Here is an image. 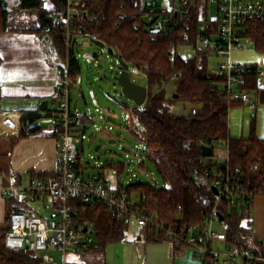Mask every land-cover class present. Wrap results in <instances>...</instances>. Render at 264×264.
<instances>
[{"label": "trees", "instance_id": "trees-1", "mask_svg": "<svg viewBox=\"0 0 264 264\" xmlns=\"http://www.w3.org/2000/svg\"><path fill=\"white\" fill-rule=\"evenodd\" d=\"M47 1L19 0V14L15 17L7 0H0V40L10 34L41 37L46 28L52 27V53L61 80L65 77L66 42L63 28L51 25L49 19L61 16L59 10L66 6L67 0H49V7L46 6ZM74 7L82 12L80 18H74L77 27L109 47L117 48L122 61L144 69L147 77V102L145 106L135 108L147 129V135L145 140H137L142 143L147 159L155 165L166 187L135 180L128 186L120 185L117 190L126 192L146 213L157 216L167 227H203L206 216L217 202V195L212 188L214 175L225 170L226 161L215 154L212 158H205L202 148L209 146L214 149L222 144L227 147L230 166L241 169L240 177L246 189L255 197H264V139L257 137L255 126L247 138L231 136L230 112L243 103L225 99L222 81L210 74L212 55L209 51L197 48L194 40L191 44L185 43L182 30L161 34L150 29L142 20L132 22V17L140 11L136 0H79ZM22 13L30 14L33 19L25 24L34 25V29L24 26V20H20ZM120 15H125V18L119 19ZM195 23H199V20L196 19ZM252 29L255 49L264 53V21L257 22ZM184 45L194 49L192 58L183 59L179 55L178 50ZM3 63L0 54V98ZM235 70L245 79L244 89L257 95L264 104V88L259 87L257 66L237 65ZM81 71L80 62L73 52L70 57V76L75 84ZM171 81L175 83L176 91L174 97L169 99L164 85ZM61 88L59 84L60 93ZM177 101L190 105L192 110L197 109V114H173L171 104ZM42 118L41 114L22 117L20 138L41 131L43 127L37 122ZM62 133L63 130L57 127L52 136L60 141ZM78 166L85 174L81 157ZM110 170H117L118 175H121L126 165L107 161L98 173L105 178ZM254 208L255 198L248 201L241 198L235 207L225 202L219 205L218 212L229 244L250 246L249 229L254 224ZM10 212L7 223L0 226V264H41V257L37 253L27 249L6 248ZM76 218L81 228L94 225L95 242L88 251L101 253H106L109 245L122 242L132 224L129 217L116 216L99 202L80 203ZM140 237L147 244L168 241L162 233L150 228H141ZM174 249L180 251L184 248L174 246Z\"/></svg>", "mask_w": 264, "mask_h": 264}, {"label": "built area", "instance_id": "built-area-1", "mask_svg": "<svg viewBox=\"0 0 264 264\" xmlns=\"http://www.w3.org/2000/svg\"><path fill=\"white\" fill-rule=\"evenodd\" d=\"M79 0H67L60 17L52 18L51 25L63 28L67 58L65 77L61 83V101L58 111L45 114L51 118L48 127L63 130L59 147V167L55 174L47 177H35L27 186L4 188L5 195L18 194L23 203L29 200L43 202L47 216H32L25 211L14 209L9 214L10 230L5 236V246L10 250L26 249L41 257V264H67L68 253L88 251L95 242L94 225L81 228L77 225V214L81 204L99 202L105 204L116 216H127L141 228H150L162 233L174 246L192 250L199 264H264V236H259L256 228L249 229L251 237L249 247H239L228 243L227 233L222 227V217L218 212L222 202L235 207L241 198L256 200L257 197L246 189L241 180V169L230 166L229 156H225L226 167L214 175L212 188L218 190L217 202L212 212L206 216L203 227H167L157 216H152L140 204L128 197L126 192H119L112 183L99 173L84 174L78 166L82 152L78 148L89 123H96L92 113H82L73 109L71 89L74 80L70 76V57L75 53L74 46L79 38L96 39L82 28L76 26L74 18H80L82 12L74 7ZM140 11L132 17V22L142 20L149 28L158 33H170L182 30L183 41L191 44L194 40L197 48L209 51L225 62L210 64V74L222 81L226 100L248 105L253 117L257 102L253 94L244 89L245 79L236 73L232 61L235 49H244L245 42L255 47L252 26L264 21V0H136ZM217 13L214 15V13ZM125 18L120 15L119 19ZM198 19L199 23H195ZM52 27L46 28L40 37L44 51L52 53ZM100 41V40H99ZM104 43V42H103ZM105 47H109L104 43ZM119 66V51L111 48ZM129 65V64H128ZM133 67L135 72L144 69ZM131 76V75H130ZM257 77L264 81V70L257 67ZM131 109V108H130ZM129 130L139 140H145L147 129L140 121L137 112L131 109ZM1 112V109H0ZM197 109L192 110L196 115ZM43 115V113L41 114ZM222 145V144H220ZM217 147V146H216ZM82 166L90 168L82 158ZM264 198V197H263ZM145 199V197H143ZM86 229V231H85ZM255 239V240H254ZM55 249L64 255V262L58 263L46 252Z\"/></svg>", "mask_w": 264, "mask_h": 264}, {"label": "rangeland", "instance_id": "rangeland-1", "mask_svg": "<svg viewBox=\"0 0 264 264\" xmlns=\"http://www.w3.org/2000/svg\"><path fill=\"white\" fill-rule=\"evenodd\" d=\"M7 2L9 8L15 12V17H18L19 0H7ZM46 6H51L49 0ZM22 14L20 20H24V26L34 29V25L25 24L33 19L29 16L30 14ZM216 14L215 12L214 15ZM244 47V49H235L232 52L233 63L242 66L255 65L264 70V53L257 51L250 42H245ZM74 50L82 71L77 79V84L71 89L72 107L82 113H92L97 119L96 123L88 124L84 133L85 139H82V133L77 135V138L81 139L78 148L82 152L83 160L89 163L93 174L98 173L99 168L107 161L125 164L126 170L119 177L115 175L116 173L114 175L110 173V179L113 182L124 186L139 180L158 187H166L155 165L147 159L142 143L129 130L131 109L138 107L122 94L118 85H115V77L120 74V70L110 48L97 46L90 38H79ZM0 52L4 58L2 74L11 70L26 75L29 70H34L35 77L33 79L20 77V80L16 79V81H29L33 84L30 85L33 90L52 92V88L56 86L55 68L57 63L53 55L49 56L44 51L40 37L32 34L5 35L0 43ZM94 53H98V58L93 57ZM178 53L183 59H190L195 55L194 49L189 45L181 46ZM210 62L213 65L225 62V59L211 56ZM130 75L137 84L147 85L144 74L135 72L133 67L130 68ZM1 80L9 81L2 75ZM259 87L264 88V81L261 79H259ZM164 89H166L167 97L172 99L176 91L175 83L171 81L165 84ZM59 93L57 89L54 90L53 95L55 96L49 100L51 109L55 106V97H60L61 101ZM259 107L256 121L257 136L264 135V104L260 102ZM244 109L243 106H239L231 110V131L238 134L245 132V136L249 137L254 122L249 111ZM171 112L178 116H188L192 113V108L188 104L177 101L171 104ZM50 122L51 118L43 119L42 124L48 123L49 125ZM214 154L217 158L225 159L227 149L224 145H219L215 147ZM256 202L259 208L257 210L260 211L253 213L254 224L252 227L256 228L261 236L264 234V200L258 198ZM34 206L41 214H47L42 203L37 202ZM222 225V223H217L216 227L221 229ZM140 229L141 227L132 222L126 238L122 242L109 245L106 253L93 250L76 254L68 253L66 263L182 264L181 261L186 260L193 264H199L193 257L192 250L188 248L175 251L170 241L159 244L145 243L140 237ZM46 253L54 257L58 263L65 260L64 255L55 249H50Z\"/></svg>", "mask_w": 264, "mask_h": 264}, {"label": "crops", "instance_id": "crops-1", "mask_svg": "<svg viewBox=\"0 0 264 264\" xmlns=\"http://www.w3.org/2000/svg\"><path fill=\"white\" fill-rule=\"evenodd\" d=\"M235 65L237 66L238 64ZM33 72L35 71L29 70L28 73H26V75L23 74V76L18 71L9 70L7 73L2 74V76H4L5 79H9V81H2V96L0 98V226H3L7 223L8 212L14 209L25 211L32 216H46L47 214H41L34 206L35 203L40 201L29 200L27 203H23L18 194L8 196L4 194L3 189L8 187L19 188L27 186L35 177L43 178L55 174L59 167L60 141L52 136L53 130L48 127V123L45 125L42 124L43 119H50L49 117H46L45 114L58 111L60 106V97L54 98L55 106L52 109L50 108L49 101L50 98L55 96L53 95L54 90H58L59 84H61L59 69L56 64V86L52 88V92L50 93L44 92L42 90H33L32 86H30L33 84H31L29 81H16V79H19L20 77H28L33 79L35 77ZM145 79L147 81V77H145ZM146 87L148 88V84ZM253 97L257 102L255 117L251 115L248 105H241L243 108H245L244 110H247V112L249 111V115L253 119L254 123L251 126V130L253 126L256 128V121L260 109V101L258 96L253 94ZM45 101L48 102V108L46 111H41L40 106ZM42 113L43 118L37 122V125H41L43 129L29 137L20 138L22 130V117L28 114ZM230 132L231 136L234 138H240V136L244 138L248 137L245 136V132H242L241 134L234 133V131L232 132L231 122ZM257 137L264 139V135H258ZM226 155H228V150ZM89 167L90 168H86L84 166V171L86 174L93 173V169L91 166ZM110 173L113 175L116 173L115 175L119 177L120 175H118L117 170L108 171L106 178L112 183L114 188H120V183L113 182L112 179H110ZM258 198L264 200L263 197H257L256 199ZM40 203L43 204V202ZM257 209L259 208L255 200L254 212L257 211L258 213L260 211ZM261 236L263 237L264 234ZM181 263L193 264L191 261L187 262L186 260L181 261Z\"/></svg>", "mask_w": 264, "mask_h": 264}, {"label": "water", "instance_id": "water-1", "mask_svg": "<svg viewBox=\"0 0 264 264\" xmlns=\"http://www.w3.org/2000/svg\"><path fill=\"white\" fill-rule=\"evenodd\" d=\"M53 19H49V23H52ZM94 44L100 47H105L104 43L99 40H95ZM98 53H94L93 57L98 58ZM120 74L115 77V85L121 88L122 94L129 100L133 101L137 107L141 108L145 106L148 99V88L134 82L129 74V65L119 60ZM48 108V102L45 101L41 104L40 110L46 111ZM203 156L205 158H212L214 156V149L209 146L202 148ZM213 191L218 195V190L213 187ZM86 231V229H85ZM28 250V248H26Z\"/></svg>", "mask_w": 264, "mask_h": 264}]
</instances>
